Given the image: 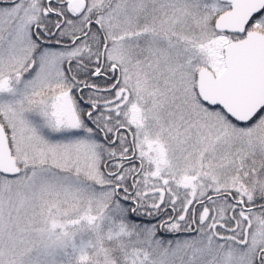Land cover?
I'll use <instances>...</instances> for the list:
<instances>
[{
	"label": "snow or ice",
	"instance_id": "obj_1",
	"mask_svg": "<svg viewBox=\"0 0 264 264\" xmlns=\"http://www.w3.org/2000/svg\"><path fill=\"white\" fill-rule=\"evenodd\" d=\"M0 264H264V0H0Z\"/></svg>",
	"mask_w": 264,
	"mask_h": 264
}]
</instances>
